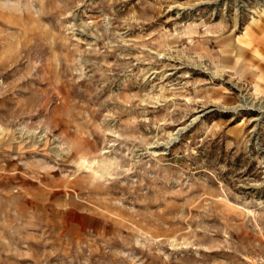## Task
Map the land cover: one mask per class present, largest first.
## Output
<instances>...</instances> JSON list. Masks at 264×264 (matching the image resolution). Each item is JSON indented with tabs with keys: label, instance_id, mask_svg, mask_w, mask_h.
Listing matches in <instances>:
<instances>
[{
	"label": "rangeland",
	"instance_id": "obj_1",
	"mask_svg": "<svg viewBox=\"0 0 264 264\" xmlns=\"http://www.w3.org/2000/svg\"><path fill=\"white\" fill-rule=\"evenodd\" d=\"M0 264H264V0H0Z\"/></svg>",
	"mask_w": 264,
	"mask_h": 264
},
{
	"label": "bare ground",
	"instance_id": "obj_2",
	"mask_svg": "<svg viewBox=\"0 0 264 264\" xmlns=\"http://www.w3.org/2000/svg\"><path fill=\"white\" fill-rule=\"evenodd\" d=\"M173 140V139H172ZM172 140H170L172 142ZM170 144V142H168Z\"/></svg>",
	"mask_w": 264,
	"mask_h": 264
},
{
	"label": "water",
	"instance_id": "obj_3",
	"mask_svg": "<svg viewBox=\"0 0 264 264\" xmlns=\"http://www.w3.org/2000/svg\"><path fill=\"white\" fill-rule=\"evenodd\" d=\"M174 140H172V142H173Z\"/></svg>",
	"mask_w": 264,
	"mask_h": 264
}]
</instances>
